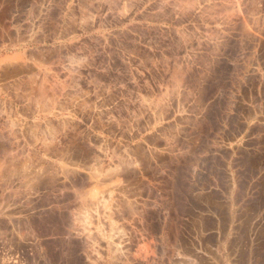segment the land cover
<instances>
[{"label": "rangeland", "instance_id": "rangeland-1", "mask_svg": "<svg viewBox=\"0 0 264 264\" xmlns=\"http://www.w3.org/2000/svg\"><path fill=\"white\" fill-rule=\"evenodd\" d=\"M64 14L78 18V34L47 39L39 60L30 39L28 71L3 65L21 56L0 59V98L12 101L0 264L135 254L132 228L117 230L109 206L89 204L93 194L134 192L156 97L199 81L219 89L222 115L237 101L239 130L264 115V0H76L45 11ZM141 252L155 255L148 244Z\"/></svg>", "mask_w": 264, "mask_h": 264}, {"label": "crops", "instance_id": "crops-1", "mask_svg": "<svg viewBox=\"0 0 264 264\" xmlns=\"http://www.w3.org/2000/svg\"><path fill=\"white\" fill-rule=\"evenodd\" d=\"M73 1L0 0V59L22 57L3 64L11 66L6 70H29L30 39L39 60L47 39L78 34L77 17L45 15L47 7H71ZM218 94L219 89L194 81L174 89L169 100L155 98L150 127L140 133L144 159L139 165L135 155L134 192L93 194L89 204L109 206L105 216L113 218L117 230L132 228L135 254L91 262L264 264V115L256 126L239 130L237 101L232 107L230 100L222 115L215 105ZM0 103L5 105V111L0 108V166L6 167L12 150L6 111L12 101L0 98ZM144 244L155 255L143 256Z\"/></svg>", "mask_w": 264, "mask_h": 264}, {"label": "bare ground", "instance_id": "bare-ground-1", "mask_svg": "<svg viewBox=\"0 0 264 264\" xmlns=\"http://www.w3.org/2000/svg\"><path fill=\"white\" fill-rule=\"evenodd\" d=\"M16 64V63H15ZM14 64V65H15ZM23 63H21V65H22ZM18 65H20V63L18 64ZM24 66V65H23ZM22 67V66H21ZM19 70V69H18ZM263 142V141H262ZM261 146V145H260ZM259 156V155H258ZM258 158H260V157H258ZM255 160V159H254ZM257 161V160H256ZM243 163V162H242ZM246 163V162H245ZM250 163V162H249ZM257 165V164H256ZM257 167V166H256ZM243 168V167H242ZM255 168V167H254ZM247 169V168H246ZM257 169V168H256ZM238 170H240V169H238ZM261 170V169H260ZM252 172V171H251ZM238 173V172H237ZM263 173V172H262ZM261 173V174H262ZM264 174V173H263ZM241 175V174H240ZM242 175H244V174H242ZM264 176V175H263ZM263 183V182H262ZM264 184V183H263ZM262 186V185H261ZM238 188H239V186H238ZM238 194H239V192H238ZM236 196V195H235ZM255 196V195H254ZM258 198V197H257ZM261 198V197H260ZM238 199V198H237ZM264 199V198H263ZM248 200V199H247ZM250 202V201H249ZM248 202V203H249ZM256 202V201H255ZM261 202V201H260ZM245 204V203H244ZM264 204V203H263ZM253 205V204H252ZM259 205V204H258ZM247 206V205H246ZM254 206H256V205H254ZM242 207V206H241ZM238 210V209H237ZM240 210V209H239ZM263 229H264V227H263ZM262 229V230H263ZM263 244V243H262ZM256 248V247H255ZM258 249V248H257ZM261 249V248H260ZM263 249V248H262ZM251 250V249H250ZM256 250V249H255ZM264 250V249H263ZM261 252V251H260ZM253 253V252H252ZM263 254V256H264V253H262ZM254 255V254H253ZM258 256V255H257ZM259 258V257H258Z\"/></svg>", "mask_w": 264, "mask_h": 264}]
</instances>
